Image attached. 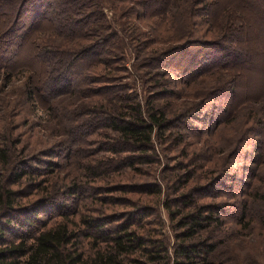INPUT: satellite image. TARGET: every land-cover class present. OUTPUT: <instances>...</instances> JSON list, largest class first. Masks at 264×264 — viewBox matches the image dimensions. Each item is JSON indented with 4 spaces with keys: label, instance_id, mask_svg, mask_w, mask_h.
I'll return each instance as SVG.
<instances>
[{
    "label": "rangeland",
    "instance_id": "374dc122",
    "mask_svg": "<svg viewBox=\"0 0 264 264\" xmlns=\"http://www.w3.org/2000/svg\"><path fill=\"white\" fill-rule=\"evenodd\" d=\"M99 1L108 23L119 34V40L114 39L108 46L99 43V49L95 51L98 58L104 60L99 70L106 77V83H93L96 75L92 73L90 76L88 71H82L77 88L63 90L49 103L43 99L49 93L42 91L38 97L32 94L31 84L35 86L40 78L42 82L53 67L36 60L33 53L45 44L63 42L64 38L57 37L54 29L61 34L66 33L64 22L71 15L64 9L50 17L57 8L54 0H42L36 9L30 3L23 8L19 6L18 17L14 20V23L18 22L17 31L8 33L10 40L4 38L5 41L0 43V61L6 60L8 64L5 68L0 66V137L7 141L5 146L11 157H26L59 139L66 140L70 126L79 127L81 131L79 138L68 139V143L79 140L72 151H65L59 157H45L44 160L55 163L51 167L54 169L52 173L24 175L19 184L11 186L18 196L16 203L27 209L41 206L40 197L45 195L42 188H50L54 182L67 184L71 175L79 176L81 180L76 182H80V190L52 197L54 205L39 213L42 221L55 215V205L60 206L63 212H86L97 217L108 215V220H112L130 211L132 205L126 199H133L149 207V213L154 212L145 218L148 221L145 227L161 230L170 246L174 241L175 223L169 220L162 207L163 202L167 197H173L176 190L175 195H179L202 187L199 193L191 191L193 202L198 205H222L219 216L224 226L221 231L214 232L215 238L223 240L216 250L219 253L217 256H222L221 261L224 264H264V229L261 224L264 204L262 201L252 203L254 211L259 213L256 215L241 211V206L251 201L253 187L264 192V128L256 127V134L261 137L248 138L245 135L254 119L259 120L257 124L264 125L262 0H256L259 2L256 4L251 0H223L216 11L218 16L214 15L215 28L203 21V17H200L197 28L194 21L189 22L188 30L192 34L198 31L187 38L204 42H219V33L232 20L235 24L241 20L245 23L241 49L246 53V58L239 57L240 64L229 68H225L223 63H212L215 61L213 59L218 58L228 62V65L234 64L230 62L232 57L227 58L223 49L217 48V45L209 47L208 44L189 43L187 48L183 47L171 59L163 60L164 64L161 61L153 64L146 61L147 56L155 51L171 49L169 41L166 44L161 42L173 32L165 33L166 28L173 26L182 31L186 28V0H175L163 19L142 21L129 18L124 10L114 13L108 1ZM133 15L139 16V13L133 12ZM9 17L11 20L12 15H0V31L8 25ZM47 17L52 22L47 21ZM148 24L161 28L162 40L151 42L156 37L154 31L147 27ZM31 25H34V32L20 36ZM184 42L187 40L180 41V44ZM107 82L109 85H106ZM229 84L234 85L227 91L225 85ZM90 88L96 90L90 93L93 94L92 98H87ZM57 90L62 89L57 87ZM124 95L130 100L127 103L136 101L138 97L142 105L147 99H154V104L162 106L170 120H175L174 127L165 131L161 141L155 144L158 162L139 164V171L125 167L124 157L123 160L118 158L126 153L114 155L108 151V147L105 148L107 151L98 152L101 143L112 141L110 136L113 134L103 125L107 122L103 121L102 111L112 107V104L117 105ZM39 105L42 108L48 105L55 111L56 108L65 110L58 114L53 110L41 109ZM93 106L94 109L90 111ZM76 108L79 110L76 111ZM67 110L74 112V119L62 121V113ZM99 112L103 115H97ZM18 139L21 143H13ZM185 155H189L193 162L190 167L186 164ZM87 158H116L114 166L121 161L122 167L98 178H86L81 170V162ZM225 169L228 170L226 175L219 179ZM187 172L192 173L193 177L185 183ZM3 174L7 179L9 169ZM208 177L211 178L210 182ZM138 183L159 184L161 189L158 195H151L143 187H137ZM205 184H213V188L205 187ZM242 214L247 215L243 220ZM158 219L159 225L156 224ZM150 220L153 223L149 224ZM112 222L115 221H110V224ZM247 222H251V225L244 229L242 225ZM5 237L10 240L13 235L6 232Z\"/></svg>",
    "mask_w": 264,
    "mask_h": 264
},
{
    "label": "trees",
    "instance_id": "16d2710c",
    "mask_svg": "<svg viewBox=\"0 0 264 264\" xmlns=\"http://www.w3.org/2000/svg\"><path fill=\"white\" fill-rule=\"evenodd\" d=\"M41 1L0 0V15L3 13L12 15L11 20L10 17L8 18V25L0 31V43L5 41L4 38L10 40L8 33L17 31L18 22L14 23V20L18 17L19 6L23 8L30 3V6L36 9ZM106 1H108V5L114 13L118 10H124V13L129 18L134 17L139 21L149 18L163 19L175 3V0ZM251 1L255 4L258 2L256 0ZM54 3L57 8L50 17L64 9L71 13L67 17L68 20L66 19L64 22L66 33L61 34L54 29L56 36L63 37L64 41L59 42V44H56L55 41V43H48L36 49L33 53L35 59L55 68L53 69L52 67L42 82L39 76L36 78L40 79L36 81L35 86L31 84L33 95H41L42 91L50 94L48 96L43 94L44 101L48 103L53 100L54 96L63 93V90L77 88L78 77L82 74V71H88L90 76L92 73L96 75L97 78H94L93 83H106V77L99 70L104 60L98 58V54L95 51L99 49L97 48L99 43L103 42L108 46L114 39L119 40V34L108 23L99 0H54ZM17 4L18 7H15ZM186 4V28L183 31L173 26L166 28L167 30H164L165 33L170 30L173 32L170 31L172 33L167 35L168 39H165V42H161L166 44L169 41L171 49L155 51L147 56L146 61L150 64L161 61L164 64L163 60L171 59L183 47L185 49L189 43H193L208 44L209 47L217 45V48L223 49L227 58L232 57L230 62L234 63L228 65L229 63L225 60L222 62L223 60L220 61L217 58L213 59V61L215 60L212 62L214 65L223 63L222 65L225 68H229L240 64L241 59L246 58V53L241 49L244 44V40L241 38L245 32V23L241 20V22L235 24L232 20L219 33V42L215 40L204 42L196 38V40H189L187 37L190 35L194 36L198 31L195 30L194 34H192L188 30L190 21H194L197 28V25L200 24V17H203V21L215 28L216 23L213 22L216 17L214 15L218 16L216 11L223 4V0H186ZM263 5L264 0H262ZM183 9H185L184 5ZM133 12L139 13V16L133 15ZM46 20L52 22L49 17ZM73 24L79 26H73ZM33 27L34 25H31L27 30L21 32L20 36L22 34H32L35 30L32 29ZM147 27L154 31L156 37L151 42L157 43L162 40L163 32L160 27L153 24H148ZM182 40H187V42L180 44ZM251 42L253 43V41ZM6 62V60L0 61L1 68L8 66ZM34 72L32 71L31 73ZM106 85H109V83ZM233 85H225V89L228 91L230 88L229 90H231ZM56 86L62 90H57ZM95 90V88H90L86 97L92 98L93 94L90 93ZM109 101L111 102L110 99ZM127 101L130 100L124 95L122 99H119L117 105L116 103L112 104V107L102 111L104 115L102 112L97 114L104 116L103 121L107 123L103 125L113 132L110 136L112 141L106 144L101 143L98 147V152L107 151L105 148L108 147V151L114 153V155L126 153L118 158L122 159L124 157L125 167L139 171L140 168L137 167L139 164L149 165L158 162L159 156L156 152L155 144L161 141L165 131L174 127L175 120H170V116L165 109L154 104V99H147L144 105L141 104L138 97H136V101L128 103ZM39 107L44 110H53L48 105L43 108L39 105ZM93 109L94 106L90 108V111ZM62 110H65V108H56V111L55 109L53 111L60 114ZM77 110L79 109L76 108ZM188 110L180 111L187 112ZM73 117V111L67 110L62 113V121L72 120L74 119ZM254 121L251 126L247 127L248 130L246 131L248 132L245 135L248 138L258 136L256 127L264 128V125L257 124L259 122L258 119H254ZM80 124L81 122L78 123V125ZM106 135L108 136V134ZM80 136V128L70 126L66 140L59 139V141L52 143L47 148L36 150L35 153L26 157H21L20 155L11 157L8 148L5 146L7 141L5 142L3 136L0 137V264H224L221 261L222 256L218 257L219 253H216L218 246L223 243V240L214 236V232L221 231L224 226V222L219 216V211L223 210L222 205H198L193 202L192 192L199 193L202 187L179 195H175L176 190L173 197H167L163 202L162 207L165 209L169 220L175 223L174 241L170 246L164 239L161 230L146 229L145 227L148 224L145 218L154 212L149 213V207L142 206L140 202L133 199L125 198L126 202L132 205L131 210L124 212V216L122 215L119 218L114 217H117L120 213L114 215L112 220H108V215L97 217L86 212H63L60 206L55 205V215L42 221L38 217L39 213L54 205L51 201L52 197L80 190V182H76L81 180L79 176L71 175L67 184L54 182L50 188L48 187L49 189L47 187L42 188L45 195L40 197L41 206L27 209L21 204L18 205L16 203L18 199L16 190L11 188V186L19 184V180H22L24 175L36 174L43 176L44 174L52 173L54 169L51 167H54L55 163L44 160L45 157H59L65 151H72V148L76 145L75 143L79 142V140L68 143V139L79 138ZM13 143L19 144L21 140H13ZM115 159L104 158L95 160V158H87L85 162H81L83 176L86 178H98L112 170H118L117 167H122L120 166L121 161L114 166ZM184 159L188 161L186 163L188 167L193 164L189 155H185ZM7 169H9L10 176L6 179L3 172ZM226 171L228 170L225 169L223 171L222 176L219 175V179L226 175ZM192 175V173L187 172L185 183L190 181L193 177ZM181 177L182 175H180ZM210 179L208 177L209 182ZM158 185L153 183L136 184L137 187H143L151 195L159 194L161 188ZM212 185L205 184V187L213 188ZM254 201H262L264 204V192H259L258 187L251 189V201L246 202L243 207L241 206V211L243 210L246 214L247 212H250V214L254 213V215L259 214L258 211H254L252 206ZM246 216L242 214V220ZM110 221L115 222L110 224ZM150 221L149 224L153 223V220ZM158 222H160L159 219L156 220L157 225H159ZM261 224L264 229V217L261 220ZM250 225L251 222H247L242 226L245 229L249 228ZM6 232L13 235V238L10 240L6 238Z\"/></svg>",
    "mask_w": 264,
    "mask_h": 264
}]
</instances>
